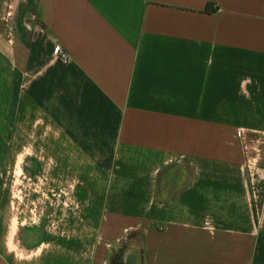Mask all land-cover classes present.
I'll return each mask as SVG.
<instances>
[{
  "label": "crops",
  "instance_id": "0c3cea01",
  "mask_svg": "<svg viewBox=\"0 0 264 264\" xmlns=\"http://www.w3.org/2000/svg\"><path fill=\"white\" fill-rule=\"evenodd\" d=\"M121 249L264 264V0H0V264Z\"/></svg>",
  "mask_w": 264,
  "mask_h": 264
},
{
  "label": "built area",
  "instance_id": "2783aa9c",
  "mask_svg": "<svg viewBox=\"0 0 264 264\" xmlns=\"http://www.w3.org/2000/svg\"><path fill=\"white\" fill-rule=\"evenodd\" d=\"M70 61V57L68 53L62 48V46L58 43H54V57L52 62H60L62 64H67Z\"/></svg>",
  "mask_w": 264,
  "mask_h": 264
},
{
  "label": "trees",
  "instance_id": "16d2710c",
  "mask_svg": "<svg viewBox=\"0 0 264 264\" xmlns=\"http://www.w3.org/2000/svg\"><path fill=\"white\" fill-rule=\"evenodd\" d=\"M168 170V169H167ZM164 172H161L158 177V182H160L161 177L163 176ZM124 256H125V249H121L118 253H116L112 259V264H124Z\"/></svg>",
  "mask_w": 264,
  "mask_h": 264
},
{
  "label": "rangeland",
  "instance_id": "374dc122",
  "mask_svg": "<svg viewBox=\"0 0 264 264\" xmlns=\"http://www.w3.org/2000/svg\"><path fill=\"white\" fill-rule=\"evenodd\" d=\"M136 238V241H139V238L135 237Z\"/></svg>",
  "mask_w": 264,
  "mask_h": 264
},
{
  "label": "water",
  "instance_id": "95a60500",
  "mask_svg": "<svg viewBox=\"0 0 264 264\" xmlns=\"http://www.w3.org/2000/svg\"><path fill=\"white\" fill-rule=\"evenodd\" d=\"M127 264V263H126Z\"/></svg>",
  "mask_w": 264,
  "mask_h": 264
}]
</instances>
